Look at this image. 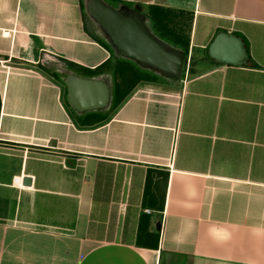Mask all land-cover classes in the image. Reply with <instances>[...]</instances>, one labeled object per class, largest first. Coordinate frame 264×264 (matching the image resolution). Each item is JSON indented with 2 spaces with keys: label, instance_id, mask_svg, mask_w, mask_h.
<instances>
[{
  "label": "crops",
  "instance_id": "1",
  "mask_svg": "<svg viewBox=\"0 0 264 264\" xmlns=\"http://www.w3.org/2000/svg\"><path fill=\"white\" fill-rule=\"evenodd\" d=\"M87 1L0 0V264H264V0H102L187 20L199 71L76 113L64 74L145 70L87 27ZM221 32L247 66L206 57Z\"/></svg>",
  "mask_w": 264,
  "mask_h": 264
},
{
  "label": "water",
  "instance_id": "2",
  "mask_svg": "<svg viewBox=\"0 0 264 264\" xmlns=\"http://www.w3.org/2000/svg\"><path fill=\"white\" fill-rule=\"evenodd\" d=\"M85 10L118 54L177 82L181 81L184 56L154 38L147 30L141 14L116 10L101 0H88ZM207 55L218 65H248L243 40L225 32L214 37L207 48ZM63 82L67 104L76 113L102 110L110 102V88L103 79H85L67 74ZM23 183L28 185L30 180L25 179Z\"/></svg>",
  "mask_w": 264,
  "mask_h": 264
},
{
  "label": "trees",
  "instance_id": "3",
  "mask_svg": "<svg viewBox=\"0 0 264 264\" xmlns=\"http://www.w3.org/2000/svg\"><path fill=\"white\" fill-rule=\"evenodd\" d=\"M118 6H120V4H118ZM113 8L117 10L120 7L117 8L113 7ZM81 9H82V13L85 15L86 14L85 6L83 4H81ZM168 12L169 11L163 10L158 7H152L147 13L142 14L144 24L147 30L149 31V33L154 38L158 39L170 50L182 54L186 60L188 56V48H189V35L188 33L184 34L181 23H174L170 19ZM97 43L109 52L110 48L106 46L103 42L97 41ZM205 55L206 57H208L207 50H205ZM109 61L110 60L100 65L99 67L95 68L94 70L84 69L89 73V76L97 77L98 75L102 74L101 78L106 83H110V84L112 83V86L108 84L110 87V102L106 107L108 112L115 110L118 107V105L123 101V99L128 95L127 89L130 87V84L132 83L134 78H137L139 81H145L150 83H157V81L159 80V78L157 77L158 73L146 67H144L146 71L141 69L140 66H139L140 69L138 70L136 68L137 66L135 67L133 66V64H120V63L111 64ZM71 65L72 64H67V70L69 69V67H71ZM250 66L255 67V65L251 63ZM185 69H187L186 66H184V71L182 74L183 76L185 73ZM120 74H123L124 76H128L130 81V82L128 81V86L123 91L121 89V81H120V77L122 75ZM153 74H155V76ZM66 75L67 73L63 75V78L61 79L62 81L64 80ZM53 77L57 79L56 75H54ZM134 84L135 83H133L132 85ZM160 211H162V208ZM142 226H143V222H140L138 237H140L141 233L143 232ZM154 247H157V244Z\"/></svg>",
  "mask_w": 264,
  "mask_h": 264
},
{
  "label": "rangeland",
  "instance_id": "4",
  "mask_svg": "<svg viewBox=\"0 0 264 264\" xmlns=\"http://www.w3.org/2000/svg\"><path fill=\"white\" fill-rule=\"evenodd\" d=\"M101 1H102V0H101ZM103 2H105V1H103ZM107 4H109V6H111V7H115V8L119 7L118 4H116V3H107ZM85 12H86V11H85ZM85 22H86L87 27H88L91 31H93V33L95 32V34H96L98 37L105 36V35L103 34V32L100 30V28L98 27V25L93 24L88 16L85 17ZM95 26H96V27H95ZM187 29H188V23H187V20H184L183 30H184L185 32H187ZM94 30H95V31H94ZM184 66L187 67V64H185ZM144 67H145V66H144ZM146 68H147V67H146ZM120 69H122V68H120ZM148 69H150V68H148ZM189 69H190V65H188V71H189ZM151 70H152V69H151ZM186 70H187V69H185L184 78H186V77L189 76V75H193V74H195V73H197V72L199 71V70H196V69L192 68V66H191V69H190L189 73H186ZM153 71H154V70H153ZM157 73H158V72H157ZM158 74H159V73H158ZM120 75H122V76L120 77V81H121V89H122V91H123V90H125L126 87L128 86L129 78H128V76H124L123 74H120ZM153 75L155 76V74H153ZM162 76H165V75H163V74H161V75H157V77L160 78L161 81H162V80H165L164 78L162 79ZM166 77H167V76H166ZM169 78H170V77H169ZM129 82H130V81H129Z\"/></svg>",
  "mask_w": 264,
  "mask_h": 264
},
{
  "label": "built area",
  "instance_id": "5",
  "mask_svg": "<svg viewBox=\"0 0 264 264\" xmlns=\"http://www.w3.org/2000/svg\"><path fill=\"white\" fill-rule=\"evenodd\" d=\"M186 73H187V70H186ZM13 185H15V186H19V181H18V179H15V180L13 181ZM147 213H149V212H147Z\"/></svg>",
  "mask_w": 264,
  "mask_h": 264
},
{
  "label": "bare ground",
  "instance_id": "6",
  "mask_svg": "<svg viewBox=\"0 0 264 264\" xmlns=\"http://www.w3.org/2000/svg\"><path fill=\"white\" fill-rule=\"evenodd\" d=\"M5 35V34H4Z\"/></svg>",
  "mask_w": 264,
  "mask_h": 264
}]
</instances>
